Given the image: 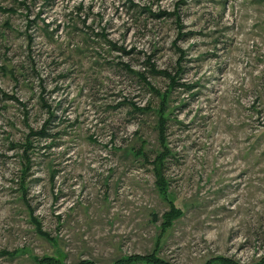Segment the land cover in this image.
Masks as SVG:
<instances>
[{"label": "rangeland", "instance_id": "374dc122", "mask_svg": "<svg viewBox=\"0 0 264 264\" xmlns=\"http://www.w3.org/2000/svg\"><path fill=\"white\" fill-rule=\"evenodd\" d=\"M0 2V264H264V0Z\"/></svg>", "mask_w": 264, "mask_h": 264}, {"label": "trees", "instance_id": "16d2710c", "mask_svg": "<svg viewBox=\"0 0 264 264\" xmlns=\"http://www.w3.org/2000/svg\"><path fill=\"white\" fill-rule=\"evenodd\" d=\"M132 5H134L131 2ZM7 8H3L0 2V10H6ZM148 10V9H146ZM149 11V10H148ZM150 12V11H149ZM165 12H161L159 14V16H163ZM168 15L171 16H176L177 21L179 22L180 20V14L178 13V11H174V13H170ZM181 36H186V34H182ZM151 64V63H150ZM125 67L130 69L129 65L125 64ZM153 67V66H152ZM0 68L3 69L5 72H9L12 75H14L13 73H15L13 70L9 69V67L7 65H0ZM154 69V68H153ZM185 73V67L183 65H181V62L178 63L175 67L174 72L165 69L162 71V74L165 75L166 77L169 78L170 83H169V89L166 90L165 92H160L158 89H156L148 80L147 77H145L144 75L142 76L143 80L145 81L146 85L156 94H158L161 97V106L160 108L157 110V116H158V125H157V132H158V140H159V144H160V150L157 151L155 158L153 160V163L155 165V172L157 174V181H158V185L160 190L167 194L168 193V181L166 179V177H164L163 173H164V167L167 163L168 158L172 155V150L169 146V142H168V136H167V122H168V118L166 116L167 114V102L169 100L170 97V93L172 91V89H174L177 86H180L178 79L180 77H182V75ZM181 86H184V84H181ZM2 94L5 95L6 93L3 92L1 90ZM9 98L15 99L18 101V98L13 97V96H8ZM133 107L135 110L140 111V112H150L153 111L152 107H151V103L148 102V104L144 105V106H137L136 104H133ZM53 117V115H52ZM48 135V131H47V126H45L44 128L41 129H34L31 128L30 132L27 135V139L26 141L21 145L23 152H22V156L23 158L26 160V169H28V165H30V152L32 149H34V139L35 138H40L43 136H47ZM143 142H145V140H143ZM18 145V144H17ZM144 143H142V145L140 146V148L138 149L140 156L143 155L144 158L147 156L146 153L144 154ZM116 148V146H115ZM118 149H121L122 147H117ZM133 148V147H131ZM123 149V148H122ZM130 149V148H128ZM133 149H137V148H133ZM127 151V149H126ZM26 172V170H25ZM24 174V172H23ZM24 181V178H22ZM21 183V185H23V182ZM24 187V186H23ZM45 232H43L44 234ZM45 236L49 237L48 234H44ZM38 264H64L62 263L60 260H58V258L56 257H37L36 258ZM79 264H84V263H79ZM88 264H95L94 262L88 263ZM112 264H160V261H156L155 258H153L150 255H142V256H136V257H131V258H127V259H122L120 261H117L116 263H112Z\"/></svg>", "mask_w": 264, "mask_h": 264}]
</instances>
